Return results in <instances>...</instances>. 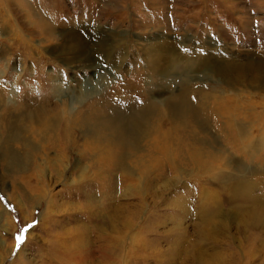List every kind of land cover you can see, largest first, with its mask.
I'll return each instance as SVG.
<instances>
[{"label":"rangeland","instance_id":"374dc122","mask_svg":"<svg viewBox=\"0 0 264 264\" xmlns=\"http://www.w3.org/2000/svg\"><path fill=\"white\" fill-rule=\"evenodd\" d=\"M22 1L46 20L81 14L91 51L73 59L71 44L40 42L49 39L31 32L26 7L0 8V264H264V93L239 88L214 118L231 90L192 58L264 65V0ZM48 45L70 60L59 64ZM150 58L160 70L139 75ZM176 94L199 105L195 124L178 126L186 105L166 106ZM227 121L234 138L219 134ZM101 124L125 133L119 169L100 159ZM237 185L244 198L232 196Z\"/></svg>","mask_w":264,"mask_h":264},{"label":"bare ground","instance_id":"6f19581e","mask_svg":"<svg viewBox=\"0 0 264 264\" xmlns=\"http://www.w3.org/2000/svg\"><path fill=\"white\" fill-rule=\"evenodd\" d=\"M10 1H14V0H0V8H3V7H8L9 5V2ZM16 1V3L18 4V5H20V6H24V7H26L27 8V12H26V14H27V17H31V22H30V28H32L31 30H33V31H31V32H33L34 33V35L35 36H37V37H41L42 35L43 36H45L46 38H48L49 40L48 41H46V40H42V38H41V40L42 41H40L41 43H43V42H45V44H47V42H51V41H59V43H60V46H61V44L62 45H69V44H71V46L70 47H73L72 48V52L70 51L71 49H69V48H65V47H63V48H65V50H67L66 51V56L67 55H69V52H71L72 53V58L73 59H78V60H81V61H84V62H88L89 61V58L87 57L88 56V54H90L89 53V51H91V50H89L90 49V46L88 47V50H87V48L86 47H84V45H82V44H80V42L82 41L83 42V40H85V42L86 43H89L88 42V40L90 39V37H89V35L90 34H92L91 32H89L90 34L88 35L87 33H86V31L84 32V31H82L81 29H78L77 28V26H75L76 24H80L81 23V18H83V17H81L80 18V15L79 14H77V15H73L72 14V16H69L68 18H66V19H64V21H60V19L58 20V19H53V18H50L49 20H46V19H44V17H43V14H41L40 13V9H37V11H36V9L35 8H29L27 5H25L24 4V2L22 1V0H15ZM51 4H52V2H51ZM150 4H154V3H150ZM8 9V8H7ZM45 9V8H44ZM39 11V12H38ZM37 14H39V15H37ZM87 18V17H86ZM34 19V21H32ZM63 20V19H62ZM84 20V19H83ZM88 20V19H87ZM76 22V23H75ZM78 22V23H77ZM80 22V23H79ZM83 22H85V21H83ZM83 22H82V25H84V26H82L81 25V27L80 28H85V24H83ZM56 26L57 27H60V30L62 29V31H63V33L64 32H66V28H70L69 30H70V33L69 34H66V33H62V35H58L57 36V33H55L54 31L56 30ZM25 28V27H24ZM96 29V28H95ZM61 32V31H60ZM98 32V31H97ZM59 33V32H58ZM98 34V33H97ZM32 35V34H31ZM100 35V34H99ZM27 37V36H26ZM95 37V36H94ZM16 38V37H15ZM96 38V37H95ZM105 38V37H104ZM118 38V37H117ZM18 39V38H17ZM39 39V38H38ZM97 39V38H96ZM102 39V38H101ZM16 40V39H15ZM19 42L20 43H24V41H25V39H23L22 37H20L19 36ZM30 40V39H29ZM116 40V39H115ZM163 40V39H162ZM90 41V40H89ZM99 41V40H98ZM105 41V40H104ZM114 41V40H113ZM28 42V41H27ZM31 42V41H30ZM94 42V41H93ZM100 42V41H99ZM102 42V41H101ZM97 43V42H96ZM95 43V44H96ZM38 44V43H37ZM90 44H91V42H90ZM89 44V45H90ZM100 43H98V45H99ZM114 44H116V43H114ZM52 45V44H51ZM23 46H25V47H29L28 45H25V44H23ZM37 46V45H36ZM104 46V45H103ZM168 46V45H167ZM31 47V46H30ZM33 47V46H32ZM47 47V46H46ZM48 47H49V45H48ZM80 47V49L82 50V52H79L78 51V48ZM99 47V46H98ZM105 47V46H104ZM161 47H163V46H161ZM161 47H157V48H155V49H152L153 48V45H150L149 46V48L152 50V52H154V53H156L158 56H164V57H169V54L171 55V52L169 51V50H166V49H161ZM94 49H98V51H100L101 49L100 48H97V47H93ZM170 48V47H169ZM35 49V48H34ZM93 49V50H94ZM48 51H50V53H51V55L53 56V58H56V57H58V58H60V61H58L59 62V64H60V62L61 63H63V62H65L66 63V61H68V60H70L69 58H67V57H65V54L63 53V52H59L57 49H55V47H49L48 48ZM95 51V50H94ZM97 51V52H98ZM182 52V51H181ZM203 52V51H202ZM207 52V51H206ZM49 53V52H48ZM99 53V52H98ZM108 53V55H109V52H107ZM106 53V54H107ZM115 53V52H114ZM183 53V52H182ZM118 54V53H117ZM116 54V56L117 57H119L118 55ZM184 54V53H183ZM203 54V53H202ZM202 54H200V55H197V57H192L193 59H194V61L196 62V65H197V67L198 68H206V69H212L211 70V72H213L214 71V73L218 76V77H220L221 78V80L227 85V87L228 88H230V90L231 91H228L229 92V94H227V96H223L224 98H221V99H218L216 102H217V109L215 110V111H213L212 109L211 110H209V112H208V114L209 115H211L212 117H214V118H224V116L226 117V115H228V113L230 112V107H229V104L231 103H233V102H235V96L234 95H238L237 93H236V91L237 90H241V89H239V88H242V89H251V90H255V91H259V92H261V93H264V65H262V64H260V63H252V62H250V63H244V64H236V63H228V64H226L225 62H223V61H217L214 57H212V56H202ZM107 55V56H108ZM204 55H205V53H204ZM93 56V55H92ZM107 56H105V57H107ZM194 56V55H193ZM185 57H189L188 56V54H186V56ZM62 58L64 59L65 58V60H63L62 61ZM160 58V57H159ZM94 59H95V57H94ZM93 59V60H94ZM173 59V58H172ZM188 59V58H187ZM58 60V59H57ZM160 60V59H159ZM166 60V59H165ZM179 60V59H178ZM191 59H189V61H190ZM95 61V60H94ZM115 61V60H114ZM176 61V60H175ZM183 61V60H182ZM187 61V60H186ZM75 62V61H74ZM77 62V61H76ZM111 62H113V61H111ZM160 62V61H159ZM168 62V61H167ZM183 62H185V61H183ZM68 63V62H67ZM70 63V62H69ZM90 63H91V61H90ZM96 63V62H95ZM161 63V62H160ZM187 63V62H186ZM189 64L190 63H192V64H194L193 62H188ZM81 64V63H80ZM166 64V63H165ZM170 64V63H169ZM175 64V63H174ZM90 65V64H89ZM147 65V66H146ZM146 65H145V68L144 67H142L141 69H137V72L138 73H140V71H142V73H140L139 75H143L144 73L143 72H145L146 71V69L148 70H157L158 68V70H160V67H159V65H158V60L157 59H153V58H150V59H148L147 60V63H146ZM162 65H164V64H162ZM162 65H161V67H162ZM171 65H173V63L171 64ZM188 65V64H187ZM78 66V65H77ZM85 67V66H84ZM88 67V66H87ZM121 67V66H120ZM165 67V66H164ZM187 67V66H186ZM189 68L188 69H190L191 70V68H192V66H188ZM69 68V67H68ZM79 68H81V66H78L76 69H79ZM75 69V68H74ZM168 69V68H167ZM171 69V68H170ZM169 69V70H170ZM184 69H185V67H184ZM73 70V69H72ZM194 70V69H193ZM198 70V69H197ZM196 70V71H197ZM174 71V70H173ZM176 71V70H175ZM200 72V71H199ZM167 74V73H166ZM170 74V73H169ZM146 75V74H145ZM168 75V74H167ZM163 76V75H162ZM213 76H215V75H213ZM168 77V76H167ZM143 82V81H142ZM158 82V81H157ZM140 84H142L143 85V83H140ZM119 85V84H118ZM169 86V85H168ZM161 87H163V86H161ZM122 88V87H121ZM124 88V87H123ZM151 88V87H150ZM165 88V87H164ZM162 89V88H161ZM167 89V88H166ZM181 89V88H180ZM122 90V89H121ZM124 90V89H123ZM127 90V89H126ZM125 90V91H126ZM134 90V89H133ZM163 90V89H162ZM161 90V91H162ZM169 90V89H168ZM164 91H165V89H164ZM171 91V90H170ZM187 91V90H186ZM113 92V91H112ZM117 92V91H116ZM124 92V91H123ZM129 92H131V91H129ZM129 92H128V94H129ZM145 92V91H144ZM157 92V91H156ZM163 92V91H162ZM189 92V91H188ZM191 92V91H190ZM119 93H121V92H119ZM150 93H152V92H150ZM165 93V92H164ZM167 93V92H166ZM170 93V92H169ZM168 93V94H169ZM175 93V92H174ZM177 93V92H176ZM232 93V94H231ZM236 93V94H235ZM113 94H114V92H113ZM126 94V96H127V93H125ZM132 94V93H131ZM145 94V93H144ZM197 94V93H196ZM130 95V94H129ZM149 95V94H148ZM147 95V96H148ZM188 95H190V94H188ZM187 95V96H188ZM240 95V94H239ZM80 96V95H79ZM112 96V95H111ZM114 96H115V94H114ZM126 96H125V98H126ZM165 96V95H164ZM119 97V96H118ZM142 97V96H141ZM160 97V96H159ZM185 95H173V96H170L167 100H168V102H166V106L168 107H170V103H172V102H174L175 104H177V103H183L182 105H186L185 107H183V108H180V110H179V112H177V115L175 116V118L177 117L178 119H176V121H178V126L181 128V126H180V124L181 123H184V124H182V126H183V128H186V127H188L189 125H190V122L191 121H193V118L194 119H196V120H198V114L200 113V111L198 110V106H197V108H195V106L192 104V103H190V102H185ZM110 98V97H109ZM113 98V97H112ZM130 98H131V96H130ZM163 98H165V97H163ZM162 98V99H163ZM194 98V97H193ZM116 99V98H115ZM129 99V98H128ZM142 99H144V98H142ZM146 99V98H145ZM105 99H103V101H104ZM148 100V99H147ZM165 100V99H164ZM166 100V101H167ZM99 101V100H98ZM112 101V100H111ZM143 101V100H142ZM193 101H195L194 99H193ZM197 101V100H196ZM195 101V102H196ZM100 102V101H99ZM105 102V101H104ZM109 102V101H108ZM122 102V101H121ZM159 102V101H158ZM199 102V101H198ZM76 103V101H72V104L69 106V107H71V106H73L74 104ZM118 103V102H117ZM143 103L144 104H146V101L144 100L143 101ZM148 103V102H147ZM150 103V102H149ZM194 103V102H193ZM197 103V102H196ZM136 104V103H135ZM140 104V103H139ZM138 104V105H139ZM142 104V103H141ZM144 104H142V105H144ZM151 104V103H150ZM173 104V103H172ZM199 104V103H198ZM90 105H92V104H90ZM162 105V104H161ZM164 105V104H163ZM116 106V105H115ZM140 106V105H139ZM146 106V105H145ZM178 106V105H177ZM230 106H232V105H230ZM234 106H236V104L234 105ZM165 107V106H164ZM72 108V107H71ZM135 108V107H134ZM137 108V107H136ZM140 108V107H139ZM141 108H143V107H141ZM154 108V107H153ZM160 108V107H159ZM171 108V107H170ZM169 108V109H170ZM237 108V107H236ZM69 109V108H68ZM144 109V108H143ZM155 109V108H154ZM165 109H167V108H165ZM168 109V110H169ZM201 109H203V108H201ZM73 110V109H72ZM83 110V109H82ZM123 110V109H122ZM140 110V109H139ZM146 110V109H145ZM150 110V109H149ZM160 110H161V108H160ZM207 110V109H206ZM237 110V109H236ZM89 111H91V110H89ZM92 111H94V110H92ZM97 111H99V110H97ZM151 111V110H150ZM162 111V110H161ZM172 111V110H171ZM170 111V112H171ZM174 111V110H173ZM73 112V111H72ZM81 112V111H80ZM153 112V111H152ZM160 112V111H159ZM75 113V112H74ZM96 113V112H95ZM137 113V112H136ZM165 113H167L166 112V110H165V112H164V115H165ZM172 113V112H171ZM190 113H191V115H190ZM63 114H64V112H63ZM82 114H83V112H82ZM109 114V113H108ZM107 114V115H108ZM110 114H111V111H110ZM117 114V113H116ZM127 114V113H126ZM140 114H141V111H140ZM153 114V113H152ZM151 114V115H152ZM78 115V114H77ZM96 115V114H95ZM118 115V114H117ZM160 115V114H159ZM175 115V114H174ZM57 116V115H56ZM99 116V115H98ZM146 116V115H145ZM81 116H79V118H80ZM88 117V116H87ZM86 116H84V117H81V121H80V119H79V121H80V123L78 124V125H80L81 127H86L88 124H89V120H88V118H87ZM110 117V116H109ZM126 117V116H125ZM191 117H193V118H191ZM197 117V118H196ZM123 118V117H122ZM145 118V117H144ZM221 118V119H222ZM118 119V118H117ZM138 119V118H137ZM95 120V119H94ZM103 120V119H102ZM118 120H121L120 118L118 119ZM117 120V121H118ZM143 120V119H142ZM169 120V119H168ZM195 120V121H196ZM111 121V120H110ZM127 121H129V120H127ZM195 121H193V123L195 122ZM65 122H66V124L67 123H69V121L68 120H65ZM78 122V121H77ZM92 122V121H91ZM91 122H90V124H91ZM97 122V121H96ZM95 122V123H96ZM51 123V122H50ZM63 123V122H62ZM88 123V124H87ZM98 123V122H97ZM143 123V122H142ZM171 123V122H170ZM192 123V122H191ZM225 123V122H224ZM223 123V124H224ZM129 124V123H128ZM195 124V123H194ZM221 124V123H220ZM226 125H224L225 126V128H227V131L229 132V134L228 135H223V134H221L222 132H223V129H222V127L220 128V130H219V134L221 135V136H224V137H228V138H234V131H233V129H232V125L227 121L226 123H225ZM113 125V124H112ZM111 124L109 125L110 126V129L111 130H109V129H107V127L106 126H104V125H99V126H97V132L99 133L98 135H100L99 137H101L102 138V143L104 142L103 141V139L105 140V157H102V158H100V159H102V161L104 162L103 164H105V163H107V165H108V160L107 159H105L106 157H108L109 158V160H112V163L111 164H109V166H111L112 168H117V167H119V163H118V160H119V151H118V149H119V146H121L122 144H124L123 142H121L120 141V139L122 140V137H124V135H125V133L121 130V129H119L118 128V130L116 129V133H115V130H114V128H116V127H114V128H112L111 126H112ZM115 125V124H114ZM120 125V124H119ZM133 125V124H132ZM139 125V124H138ZM164 125V124H163ZM222 125V124H221ZM122 126V125H121ZM125 126V125H124ZM130 126V125H129ZM129 126H127V127H129ZM134 126V125H133ZM178 126H176V127H178ZM92 127V126H91ZM100 127L101 128H104V129H107V131H110L111 133L110 134H108V135H104V132H103V130L104 129H100ZM166 127V126H165ZM168 127H170V126H168ZM175 127V126H174ZM179 127H178V129H179ZM125 128V127H124ZM123 128V129H124ZM138 128V127H137ZM141 128V127H140ZM163 128V127H162ZM131 129V128H130ZM177 129V128H176ZM135 130V129H134ZM167 130V129H166ZM172 130H174V129H172ZM125 131V130H124ZM185 131V130H184ZM126 132V131H125ZM134 132V131H133ZM162 132V131H161ZM66 133V129L64 128V130H63V135ZM106 133H108V132H106ZM115 133V134H114ZM141 133V132H140ZM168 134L169 133H171V132H167ZM182 134H179V136H178V144H184L183 142L184 141H186L185 140V136H184V133L183 132H181ZM94 134V133H93ZM175 134V133H174ZM86 135V134H85ZM93 136V135H92ZM141 136V135H140ZM131 137H133V136H131ZM187 137V136H186ZM66 138H68L67 137V133H66ZM136 138V137H135ZM169 138H171V137H169ZM133 139V138H132ZM159 139V138H158ZM173 139V138H172ZM172 139H166V146H164V147H161L160 146V144H158V143H156V145H155V147L160 151V152H162V154L163 153H167V151H168V149H169V145H171V140ZM124 140V139H123ZM140 140V139H139ZM156 140H157V138H156ZM100 141V140H99ZM126 141V140H125ZM129 141H130V139H129ZM138 142V141H137ZM155 142V141H154ZM161 142H163V141H161ZM176 143V142H175ZM64 145H65V143H64ZM67 145V144H66ZM173 145V144H172ZM186 143L184 144V147H186ZM126 146H128V145H126ZM154 146V145H153ZM163 146V145H162ZM179 146V145H178ZM103 147V146H102ZM188 147V146H187ZM121 149H122V147H120ZM130 148V147H129ZM128 148V149H129ZM181 149V148H180ZM186 149V148H185ZM126 150V149H125ZM177 150H179L178 148H177ZM100 151H101V149H100ZM182 151H183V149H182ZM187 151V150H186ZM155 152V151H154ZM154 152H152V153H154ZM180 152V151H179ZM156 153V152H155ZM180 154V153H179ZM123 155V154H122ZM127 155V154H126ZM211 154H209V156H210ZM83 156V155H82ZM194 157H197V155H194ZM165 158V157H164ZM167 159V158H166ZM123 161V160H122ZM165 161V160H164ZM163 165V164H162ZM98 166H99V164H98ZM160 166V165H159ZM164 166V165H163ZM207 166V167H206ZM210 166V165H209ZM211 168H214L213 167V165H211L210 166ZM209 167V168H210ZM120 168H122V167H120ZM202 168H208V165H202ZM107 169V168H106ZM117 169H119V168H117ZM165 169V168H164ZM113 170V169H112ZM241 188H243L241 185L239 186V185H237V186H234L232 189H231V194H232V196H236L238 193H239V197L240 198H244L245 196H246V191H245V189L244 190H241ZM78 245V244H77ZM104 253H106V252H104ZM72 254H73V252H72ZM107 254V253H106ZM103 257H104V255H102ZM104 262V261H103Z\"/></svg>","mask_w":264,"mask_h":264}]
</instances>
